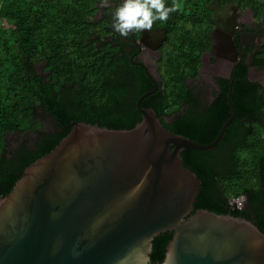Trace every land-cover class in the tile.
Returning a JSON list of instances; mask_svg holds the SVG:
<instances>
[{
    "label": "trees",
    "instance_id": "trees-1",
    "mask_svg": "<svg viewBox=\"0 0 264 264\" xmlns=\"http://www.w3.org/2000/svg\"><path fill=\"white\" fill-rule=\"evenodd\" d=\"M100 1L0 0V78L5 80L4 91L0 90V198L10 193L27 166L71 131V122L131 129L142 120L135 104L154 86L145 87V76L140 74L135 83L115 78L118 49L109 36L111 21L95 17ZM209 1L166 0L167 5L175 2L179 7L161 24H178L184 14L186 26L209 23ZM220 1L238 2L264 24V0ZM177 24L173 45L191 41L194 48L199 44V53L194 49L189 55L171 56L163 75L166 88L143 97L141 106L153 108L171 131L209 144L231 116L227 100L231 79H222L223 91L213 107L194 113L197 99L184 82L188 72L183 64L192 63L194 70L209 47V38L203 36V29L198 40L186 31L179 38ZM251 64L264 66V45L254 53ZM249 66L242 62L235 72L231 101L236 115L218 145L207 151L186 148L181 155L201 181L196 209L240 216L264 231V89L249 79ZM128 95L134 98L125 100ZM42 114L55 120L54 130L38 131L37 117ZM27 129L38 131L33 145L7 137ZM243 195L248 196L244 208L230 203L231 198ZM171 238L172 233L166 232L153 240V264L162 262Z\"/></svg>",
    "mask_w": 264,
    "mask_h": 264
},
{
    "label": "water",
    "instance_id": "water-1",
    "mask_svg": "<svg viewBox=\"0 0 264 264\" xmlns=\"http://www.w3.org/2000/svg\"><path fill=\"white\" fill-rule=\"evenodd\" d=\"M208 8L218 54L238 59L235 17L220 0ZM154 90L139 97L142 120L133 128L73 121L50 152L24 169L0 198V264H153V240L166 232L172 264H264V231L254 222L195 208L201 181L181 155L218 145L236 115L231 93V116L213 142L202 144L141 106ZM244 202L245 196L230 199L239 208Z\"/></svg>",
    "mask_w": 264,
    "mask_h": 264
},
{
    "label": "flooded vegetation",
    "instance_id": "flooded-vegetation-1",
    "mask_svg": "<svg viewBox=\"0 0 264 264\" xmlns=\"http://www.w3.org/2000/svg\"><path fill=\"white\" fill-rule=\"evenodd\" d=\"M121 2L122 0H109V5L104 6L100 1L98 3V10L95 17L100 22H108L110 20L111 23H113V13L115 8ZM210 2L211 0L208 5ZM236 3L238 2L228 1L221 3L220 1L221 5L228 6L229 17H235L233 20L236 22V30L233 34V39L238 51V59H232V55L222 56L218 54L220 40L217 39L215 35L216 25L212 23L213 12L210 9V16L208 18L209 23L198 22L194 25L187 23L186 26L182 23V21L186 19V15L182 13L184 14L181 15L182 21L178 24L172 23L167 26L165 24H161L162 21L157 20L153 22L151 29H145L139 32L132 31L129 32L127 36L120 35L119 32L112 26V31L109 36L110 39H113L114 44L118 49V60L116 63L118 69L115 73V78L118 81L122 78H128L130 81L135 83L138 74H140L145 76L143 80L145 87L154 86L153 89L155 90L152 93L163 91L166 88V81L164 80L163 75L165 74V66H168L167 63L170 57L179 53L189 55L190 52L194 51V49L196 53H199V44H196L194 48L191 41H182L178 43V46L173 45L171 36L173 37V29L176 27V24L178 28L175 33H179V38H184L183 34H185L186 31V34L191 33L194 36V40H198L197 37L200 33L199 29H203V36L205 37L208 34V49L200 55L199 64L194 67V70H191L193 69L192 63L187 62L183 64L188 72L187 77H184V82L190 89V93L197 99V102L195 101L193 106V109L195 110L194 113H202L211 106H214L215 100L219 98L221 92L223 91V85H221L222 79H231L229 91L227 93L228 100L229 93H232V80L234 79L235 72H237L239 66L242 65V62H244L245 65L250 64L248 68V77L252 80L250 78L251 67L257 66L255 64H251L254 62V53L260 50V48L264 45V24L259 20V22L252 21L247 13L249 9L247 7H241L239 3L238 7L235 8ZM184 5L180 7L182 12L186 8ZM164 34H166L167 37L164 38L158 46L156 45L157 47H153V45L157 44L158 40ZM256 34H260L259 41L258 37L255 36ZM257 67L264 69V66ZM254 82L260 83L264 89L263 83L259 81ZM133 98L134 97L132 95H128L125 100L130 101V99ZM134 103L135 102L132 101L131 106L136 105L138 108L137 102L135 105ZM244 196V203L247 205L248 196Z\"/></svg>",
    "mask_w": 264,
    "mask_h": 264
},
{
    "label": "clouds",
    "instance_id": "clouds-1",
    "mask_svg": "<svg viewBox=\"0 0 264 264\" xmlns=\"http://www.w3.org/2000/svg\"><path fill=\"white\" fill-rule=\"evenodd\" d=\"M104 6L109 5V0H101ZM179 5L173 2L166 4V0H122L113 13V28L122 36H127L132 31L151 29L153 22L167 21L169 14L177 11ZM174 247L165 253L161 264H172Z\"/></svg>",
    "mask_w": 264,
    "mask_h": 264
},
{
    "label": "rangeland",
    "instance_id": "rangeland-1",
    "mask_svg": "<svg viewBox=\"0 0 264 264\" xmlns=\"http://www.w3.org/2000/svg\"><path fill=\"white\" fill-rule=\"evenodd\" d=\"M247 13L249 14V18L252 21L259 22L258 19H256V17L254 16L253 12L248 11ZM250 78L254 81H259L264 84V69L258 68L257 66H252L250 71ZM3 81L5 83V80L0 78V90L4 91ZM37 121L39 123L38 131L45 132V131H52L55 129V125H56L55 120L49 115L42 114L37 117ZM38 131L34 129H27L22 133H18V132L9 133L7 134V137L11 140V142H14L15 140L18 141L25 140L28 141L30 145H33L34 139L37 137ZM243 197L244 195L238 198H231V199H242Z\"/></svg>",
    "mask_w": 264,
    "mask_h": 264
}]
</instances>
